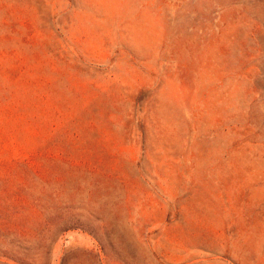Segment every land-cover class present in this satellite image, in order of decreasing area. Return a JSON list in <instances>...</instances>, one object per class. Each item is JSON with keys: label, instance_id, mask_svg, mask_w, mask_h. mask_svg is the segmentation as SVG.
I'll return each mask as SVG.
<instances>
[{"label": "rangeland", "instance_id": "obj_1", "mask_svg": "<svg viewBox=\"0 0 264 264\" xmlns=\"http://www.w3.org/2000/svg\"><path fill=\"white\" fill-rule=\"evenodd\" d=\"M0 264H264V0H0Z\"/></svg>", "mask_w": 264, "mask_h": 264}]
</instances>
